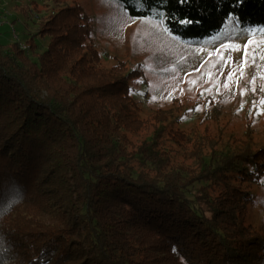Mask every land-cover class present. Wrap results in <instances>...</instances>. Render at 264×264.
Wrapping results in <instances>:
<instances>
[{"label": "trees", "instance_id": "16d2710c", "mask_svg": "<svg viewBox=\"0 0 264 264\" xmlns=\"http://www.w3.org/2000/svg\"><path fill=\"white\" fill-rule=\"evenodd\" d=\"M118 1L183 42L264 27V0ZM60 2L26 47L0 43V264H264L232 184L263 174L256 153L192 140L170 110L143 118L133 76L101 65L88 16Z\"/></svg>", "mask_w": 264, "mask_h": 264}, {"label": "rangeland", "instance_id": "374dc122", "mask_svg": "<svg viewBox=\"0 0 264 264\" xmlns=\"http://www.w3.org/2000/svg\"><path fill=\"white\" fill-rule=\"evenodd\" d=\"M56 1L0 0V43L26 47L58 11ZM60 1L88 16L92 29L85 43L98 50L101 65H119L133 76L143 118L170 110V129L192 140L195 133L209 137L218 153H237L245 145L256 153L263 174L243 186L236 176L232 184L252 196L245 226L264 239V27L232 18L216 34L183 42L158 16L133 17L118 0ZM36 43L45 52L50 39L39 35Z\"/></svg>", "mask_w": 264, "mask_h": 264}, {"label": "snow or ice", "instance_id": "6c2138e0", "mask_svg": "<svg viewBox=\"0 0 264 264\" xmlns=\"http://www.w3.org/2000/svg\"><path fill=\"white\" fill-rule=\"evenodd\" d=\"M189 21H185V23H188ZM229 79H231V76L229 77ZM225 87H227V85H225ZM262 103H264V102H262Z\"/></svg>", "mask_w": 264, "mask_h": 264}]
</instances>
